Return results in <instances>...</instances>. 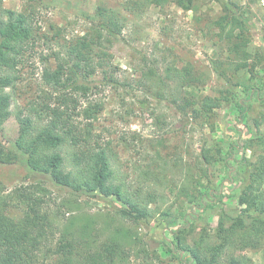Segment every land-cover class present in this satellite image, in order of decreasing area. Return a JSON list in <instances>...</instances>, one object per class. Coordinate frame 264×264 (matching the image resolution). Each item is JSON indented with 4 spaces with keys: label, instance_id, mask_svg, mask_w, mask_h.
Here are the masks:
<instances>
[{
    "label": "rangeland",
    "instance_id": "1",
    "mask_svg": "<svg viewBox=\"0 0 264 264\" xmlns=\"http://www.w3.org/2000/svg\"><path fill=\"white\" fill-rule=\"evenodd\" d=\"M230 1L244 21L247 56L230 49L232 26L225 22L222 28L217 23L222 22L224 15L218 0H194L190 10L171 1L132 9L125 0H0L2 8L31 13L36 37L20 65L21 79L8 88L12 114L0 127V142L6 147H10L18 132L16 111L27 108L43 88L40 72L44 57L54 68V53L65 57L66 43L92 33L96 23L92 17L98 6L114 10L123 19L120 34L103 40L102 46L95 49L101 55L94 59L95 85L86 95L78 96V104L80 108L93 103L101 105L96 119L91 121L93 133L99 143L114 151L111 161L116 181L130 191H140L141 207L147 215L121 219L119 209L126 206L114 196L74 192L47 178L37 184L38 179L29 175L24 164H0L2 193L22 189L42 198L38 205L46 216L47 239L40 246V264H56L65 251L60 250L59 243L81 236L85 241L80 245L86 256L95 255L104 244L111 243L112 237L121 240L123 247L115 248L113 264H181L161 241L170 223V216L163 213L172 217L190 212L185 206V192L197 194L215 186L225 195L216 206L200 213L194 222L191 220L196 239L199 235L215 234L220 209L232 215L239 212L242 206L237 198L248 183L249 166L239 168L240 181L230 189L224 180V167L218 163L205 165L202 158L207 147L214 156L218 155L216 146L225 150L228 138L242 145L235 154L237 161L245 158L252 162L264 155V100L252 98L245 119L238 122L239 112L234 104L238 97L232 98L228 91L257 85L264 93V11L260 0ZM239 64L246 66L235 69ZM168 65L189 66L198 80L191 85L183 79L177 83L168 80L170 85H151L144 77L150 67L163 75ZM110 77L117 82L109 83ZM205 95L218 99L219 106L209 117L194 118L191 111L200 108ZM177 105H184L185 112H180ZM75 120L88 121L81 116ZM235 129L241 132L237 134ZM66 149L63 154L68 153L69 148ZM66 167H70V162H66ZM201 167L205 170L201 171ZM146 169L159 170L160 177L144 180ZM148 193L152 199L145 197ZM11 202L7 214L21 216L26 205L18 198ZM189 224L187 227H191ZM123 232L129 236L127 242ZM74 248L81 250L79 245ZM242 253L253 264H264V245L246 248Z\"/></svg>",
    "mask_w": 264,
    "mask_h": 264
},
{
    "label": "trees",
    "instance_id": "2",
    "mask_svg": "<svg viewBox=\"0 0 264 264\" xmlns=\"http://www.w3.org/2000/svg\"><path fill=\"white\" fill-rule=\"evenodd\" d=\"M169 1L184 10H190L194 0H125L126 5L132 9L148 4L163 5ZM218 1L223 6L224 15L221 16L222 22L217 23L222 28L225 22L232 26L228 37L232 43L230 49L233 52H243L247 56V41L243 37L244 21L237 14L236 5L230 0ZM30 14L0 6V127L12 114V95L8 88H12L21 79L20 65L26 57L25 52L36 39ZM95 14L92 17L96 20L92 33L66 43L65 57L54 53V68L49 64V59L44 57L45 64L40 72L43 88L27 108L16 111L18 132L10 147L0 142V164H24L29 175L38 179L37 184L41 179L47 178L51 183L69 187L74 192L114 196L126 206L119 209L118 215L121 219L143 218L147 212L141 207L140 191H130L124 183L116 181L114 164L111 161L114 151L99 143L93 133L91 121L96 119L101 105L93 103L80 108L78 104V96L86 95L95 85L94 59L101 56L95 49L102 46L103 40L118 36L123 26V19L114 10L98 6ZM98 65L102 64L99 62ZM244 66L246 65L239 64L235 69ZM144 77L151 85H170L168 80L177 83L176 80L179 79H183L186 85H191L198 80V75L189 66L177 68L168 65L163 75L150 67L145 71ZM116 82L112 77L109 78V83ZM262 84L264 88V79ZM228 91L232 98L238 97L234 103L239 112L238 122L245 119L246 109L252 98L264 100V93H260L257 85H243L239 91ZM218 106V99L205 95L200 108L192 109L191 113L194 118L207 117ZM177 108L180 112H185L184 105H177ZM78 116L87 119V123L76 122L75 118ZM235 131L237 134L241 132L240 129ZM66 147L69 151L63 154ZM216 147L217 156L210 154L209 147L203 150V162L205 165L221 164L226 170L224 180L230 189L240 181L239 168L249 166L248 183L237 198L242 207L233 215L220 209L215 234L208 237L199 235L196 239L193 237L194 228L191 223L200 213L216 206L225 195L215 186L197 194L185 192V206L190 212L172 217L166 211L163 213L164 216H170V223L165 227L161 242L181 264H253L242 251L246 248L258 249L264 245V155H259L252 162L245 158L237 161L235 154L242 145L238 140L229 138L225 150L220 146ZM66 162H70L69 168L66 167ZM200 170L205 169L201 167ZM187 175H191V170H188ZM158 177L159 170L146 169L143 172L144 180H155ZM37 188L34 189L38 190ZM145 197L152 199L149 193ZM14 198L26 205L19 217L9 216L6 212ZM41 201V197H35L31 192L22 189L5 195L0 187V264H40V246L47 239V230L44 227L46 216L41 214L38 205ZM46 224L50 225L49 222ZM188 224L191 227H187ZM86 226L85 229L82 228L85 232L89 227ZM122 237L128 241L129 236L125 232ZM82 241H85L82 236L66 242L61 241L60 250L65 251L61 253L62 256L56 264H113L117 256L114 253L115 248L123 247L121 240L112 237L111 243L104 244L100 251L88 257L82 253ZM76 245L81 250L75 249Z\"/></svg>",
    "mask_w": 264,
    "mask_h": 264
},
{
    "label": "built area",
    "instance_id": "3",
    "mask_svg": "<svg viewBox=\"0 0 264 264\" xmlns=\"http://www.w3.org/2000/svg\"><path fill=\"white\" fill-rule=\"evenodd\" d=\"M260 6H261L262 10L264 11V0H260Z\"/></svg>",
    "mask_w": 264,
    "mask_h": 264
}]
</instances>
